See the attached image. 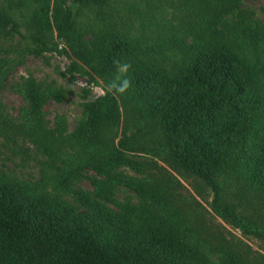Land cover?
Returning a JSON list of instances; mask_svg holds the SVG:
<instances>
[{"label":"trees","instance_id":"trees-1","mask_svg":"<svg viewBox=\"0 0 264 264\" xmlns=\"http://www.w3.org/2000/svg\"><path fill=\"white\" fill-rule=\"evenodd\" d=\"M70 1L32 0L27 32L13 13L22 4L10 1L0 8V34L18 39L11 48L41 53L58 50L56 42L48 43L55 31L107 83L109 90L89 104L86 119L71 134L79 145L96 148L89 151L92 166L106 175L94 179L98 190L121 181L112 174L116 166L142 173L157 165L149 156L161 158L206 183L216 215L245 234L264 238V220L247 215L233 193L238 188L264 198V22L241 8L243 0H171L182 15L176 24L146 11L145 25L160 35H147L142 28L132 38L106 7L111 0H75L98 4L105 23L100 29L88 22L92 34L100 30L88 46L75 18L76 2ZM112 1L118 6V0ZM168 50L177 52L176 71L158 61ZM77 65L72 61L69 71ZM123 66L128 68L119 70ZM48 89L29 79L25 96L29 133L52 157L55 140L43 117ZM122 123H135L137 132L127 134L124 128L120 137ZM161 168L154 179L126 181L143 202L140 226L98 203L78 211L0 172V264H216L188 233L191 222L178 205L175 181ZM68 180L56 183L70 188ZM170 226L177 235L164 232ZM226 253L223 264H241L234 253Z\"/></svg>","mask_w":264,"mask_h":264},{"label":"rangeland","instance_id":"rangeland-1","mask_svg":"<svg viewBox=\"0 0 264 264\" xmlns=\"http://www.w3.org/2000/svg\"><path fill=\"white\" fill-rule=\"evenodd\" d=\"M10 1L22 4L15 12L12 11L27 32L24 27L29 14L27 7H32L35 3L32 0H0V8L6 7ZM120 1L118 0V6L114 1H108L106 7L110 5L119 28L132 38L142 28H145L147 35H160L158 29L148 30L145 25L148 19L143 13L146 11L155 12L161 22L168 20L176 24L182 18L176 7L170 4L175 0H124L128 7L132 6L129 12L128 7H124ZM242 7L253 14L255 21L264 22V0H243ZM74 9L75 18L84 32V42L91 46L100 30L95 28L96 34H92L93 30L88 22H97L100 29L105 24L100 21L99 5L94 2L89 5L76 2ZM128 26L131 31L127 30ZM186 40L190 42L191 37ZM17 41V38L0 34V172L35 187L38 192L68 202L78 208V211L91 210V202L98 203L126 215L135 225L140 226L143 202L126 181L134 177L154 179L152 175H159L162 166L165 176L175 181L178 205L191 222L187 228L188 233L207 258L216 264H223L227 262L225 255L229 251L236 255L241 264H264V238L245 234L227 219L216 215L210 205L212 191L206 183L196 176L178 172L161 158L149 156L157 165L147 166V170L142 173L126 165L116 166L112 174L120 177L121 181H112L98 190L94 179H105L106 175L98 173L92 166L95 162L89 156V151H96V148L79 145L71 134L86 119L89 104L109 90L107 83L88 64L78 60L70 45L58 38L55 31L49 36L48 43L53 45L56 42L58 50L36 53L22 47L11 48ZM176 53L168 50L158 61L176 71L180 65L179 61L175 62L173 59ZM72 61L77 62L80 67L77 65V69L69 71ZM127 68L123 66L119 70ZM29 79L35 80L43 89L50 88L43 107V117L55 140L52 157L40 150L29 133L31 121L25 96V86ZM124 128L127 129V134L138 130L135 123L127 124L126 127L122 123L120 137ZM63 178H69L70 188L68 184L67 187H59L56 183ZM233 191L234 197L243 201L247 215L264 220L263 197L251 191L243 193L238 188H233ZM164 232L174 236L178 234L175 227L171 226Z\"/></svg>","mask_w":264,"mask_h":264},{"label":"clouds","instance_id":"clouds-1","mask_svg":"<svg viewBox=\"0 0 264 264\" xmlns=\"http://www.w3.org/2000/svg\"><path fill=\"white\" fill-rule=\"evenodd\" d=\"M124 87H127V81H125ZM119 91H123V88L119 89Z\"/></svg>","mask_w":264,"mask_h":264}]
</instances>
